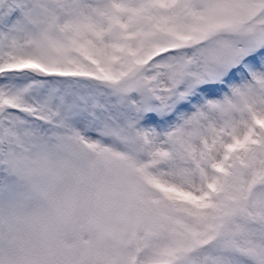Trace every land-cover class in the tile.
<instances>
[{"label":"snow or ice","instance_id":"snow-or-ice-1","mask_svg":"<svg viewBox=\"0 0 264 264\" xmlns=\"http://www.w3.org/2000/svg\"><path fill=\"white\" fill-rule=\"evenodd\" d=\"M66 140L81 264H264V0H0V185Z\"/></svg>","mask_w":264,"mask_h":264},{"label":"clouds","instance_id":"clouds-1","mask_svg":"<svg viewBox=\"0 0 264 264\" xmlns=\"http://www.w3.org/2000/svg\"><path fill=\"white\" fill-rule=\"evenodd\" d=\"M25 194H0V264H81L106 168L73 140L25 161Z\"/></svg>","mask_w":264,"mask_h":264},{"label":"rangeland","instance_id":"rangeland-1","mask_svg":"<svg viewBox=\"0 0 264 264\" xmlns=\"http://www.w3.org/2000/svg\"><path fill=\"white\" fill-rule=\"evenodd\" d=\"M61 143H58V144L52 146L51 148L48 149V151L46 153H43V154H39L38 155L35 152L30 153V154L27 155L25 161L26 160H30V159H35L37 157L47 156V155H49L51 153H57L59 151V146L61 145ZM4 193H8V194H25L26 193V189H25V186L23 184V181H22L21 177L19 176L17 178V180L14 183L10 184V185H0V194H4ZM87 236H88V231L81 238V242L83 244H84V241L86 240Z\"/></svg>","mask_w":264,"mask_h":264}]
</instances>
